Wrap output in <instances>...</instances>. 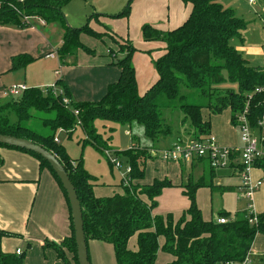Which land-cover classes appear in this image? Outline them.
<instances>
[{"label": "trees", "instance_id": "obj_1", "mask_svg": "<svg viewBox=\"0 0 264 264\" xmlns=\"http://www.w3.org/2000/svg\"><path fill=\"white\" fill-rule=\"evenodd\" d=\"M71 1L25 0V4L19 6V0H0V26L26 28V20L30 18H37L46 25L59 24L64 34L62 45L56 51L57 57L62 65L68 57L72 59L71 65H75L78 51L93 54L81 44V35L100 41L104 36H111L107 26L102 25L103 31L98 32L90 24L103 18L127 19L134 0H128L117 15L92 14L80 28L66 24L63 8ZM181 2L189 5L191 11L176 29L161 32L148 25L141 28L144 42L164 43L163 54L154 61L157 79L142 95L137 91L131 63L138 50L131 42L124 41L123 57L117 58V54L110 51L111 65L119 70V78L107 88L100 101L74 103L67 87L57 80L54 87H61L62 91L56 95L51 88L46 92L30 88L20 97L0 106V135L29 141L56 157L79 201L86 243L97 241L111 245L115 264H155L159 238L164 240L161 251L173 258L169 264H246L255 236L264 235V214H258L256 225L248 223L246 211L236 213L233 220L227 219V214L218 215L217 219L228 220L222 225L202 219L195 202L197 190L207 188L211 193L233 191L230 187L213 184L215 171L206 162L198 164L205 172L196 183L187 182L179 186L188 201V208L174 222L171 214H153L157 199L164 189L173 187L171 183L154 180L147 186L138 185L144 180L145 166L151 159L147 149H134V144L129 150L118 153L131 168L127 184L124 185L122 180L120 185L123 193L96 198L93 195L94 178L84 170L82 158L71 160L65 148L55 142L59 132L70 137L78 127L84 134L82 146L89 145L103 155L106 141L96 132L93 123L96 119H104L119 124L136 123L142 127L144 137L154 144L172 134L171 128L161 119V111L174 109L183 114L182 122H188L193 129L192 140L211 135V117L225 111H229L230 125L234 128L237 127V117L246 111L244 117L249 127L264 136V67L250 66L231 45L233 39L243 41L242 34L247 24L237 17L234 10L225 9L217 0ZM117 46L121 51V43ZM33 62L30 56L15 57L11 60L12 70L25 68ZM226 83L235 85L236 89L219 88ZM182 89L195 94L199 102H189V96L184 95ZM203 111L208 112L209 118H203ZM11 116L15 122H11ZM0 149L26 154L39 163L41 170L50 173L68 207L70 236L59 244L46 241L42 248L53 250L64 264H78L70 205L56 174L45 160L31 152L3 145ZM107 163L110 166L108 160ZM2 165L0 156V168ZM196 166L190 165V170ZM254 167L264 172V160L257 161ZM180 170L184 174L183 166ZM134 235L137 237V250L131 252L127 243ZM8 237L13 236L0 231V264H24L31 247L27 245L20 255L5 253L1 243ZM67 253L71 255L70 260Z\"/></svg>", "mask_w": 264, "mask_h": 264}, {"label": "crops", "instance_id": "obj_2", "mask_svg": "<svg viewBox=\"0 0 264 264\" xmlns=\"http://www.w3.org/2000/svg\"><path fill=\"white\" fill-rule=\"evenodd\" d=\"M127 1L83 0L84 6L88 8V11L80 18L74 19L68 11H65L64 15L71 28H80L92 14L108 17L117 15L122 11ZM217 2L225 6L222 0H217ZM248 4L251 6L257 4L259 6L258 2L254 4L248 2ZM67 6L65 7L67 8ZM256 10L261 11L259 7ZM190 11L191 7L185 5L181 0H134L127 19L103 18L100 21L98 20L99 22L91 23L90 25L98 32L103 31L102 25L108 27L107 29L111 36L102 37L104 41L108 42V45L112 44L117 49V43L129 41L138 50L133 55L131 63L135 70L137 91L139 95H142L157 79L154 61L163 54L164 43H146L141 37L139 39L141 28L148 23V26L161 32L174 30L186 20ZM26 22L28 25L26 28L0 26V106L13 99L6 95V91L12 86L45 90L54 87L55 82L60 80L67 87L72 102L96 103L105 95L107 88L117 82L119 70L111 65L110 51L114 53L111 49L97 52L91 48L95 51H93V54L78 51L75 65H71L72 59L69 57L64 60L65 65H62L56 53L63 42L64 31L62 27L59 24L46 25L37 18H30ZM134 22L136 23L133 24ZM109 23L113 24V29L109 28ZM132 34L135 41L131 38ZM87 38L82 35L80 41L84 44L85 41L87 42ZM90 38L96 42L100 41ZM235 49L237 50V48ZM24 55L33 58L34 62L25 68L12 70L11 60ZM262 58L263 63L254 67H264V55ZM146 59L151 60L148 62ZM55 88H58V90H55ZM54 90L59 93L61 87H54ZM205 112L207 113V111ZM225 113L228 115V131L232 132L235 128L230 125V113L229 111H225ZM203 118L207 119L205 115H203ZM62 134L66 135L65 132H59L57 135L59 144H61L59 136ZM211 137L221 147H239L238 141L228 136L226 132L217 130L213 133L212 126ZM191 140V133H185L180 134L173 143H167V146L161 144L154 146L150 143L151 147H143L148 150H162L171 148L175 144H187ZM61 146L63 145L61 144ZM0 156L3 160V165L0 168V231L7 232L13 236L3 238L1 243L3 252L15 253L20 250L22 253L25 247L29 245L31 248L27 251L24 264H64L57 259L53 250L42 248L46 241L59 244L70 236L68 207L59 187L50 173L46 170H41L39 163L32 157L7 149H0ZM69 158L76 160L70 156ZM182 166L150 159L145 166L144 180L138 183L141 186L150 185L154 180H167L171 183L173 187L164 189L157 199V208L163 198H170L171 203H174L181 212L178 217L172 215L174 222L188 208V201L183 196L182 189L179 188L187 181L181 174L180 167ZM183 167L190 169V166ZM197 167L202 169L201 165ZM197 167L193 171L190 170L187 176H191L197 170ZM147 168L151 170L152 176L146 177ZM223 177V175H216V178ZM252 177L254 180L261 179L264 182L263 171L255 170L252 173ZM146 179L152 180L149 182ZM229 187L232 188L231 186ZM94 188V197L101 198L100 196H95L96 189ZM200 190H197L195 194V202L201 212L202 207L199 199L205 193H200ZM209 192L213 194L210 190ZM122 193L121 189L120 193H114V195H122ZM143 200L146 201L145 199ZM253 204L257 214H264V183L254 194ZM157 208L153 214L157 216L164 215L162 213L166 208L162 207L161 213L157 211ZM201 216L204 221H216L217 219L209 218L206 213L204 215L201 213ZM158 243L162 247L164 244L163 238H159ZM127 248L131 252L137 250L136 235L129 239ZM87 252L89 264H115L114 251L111 245L89 241L87 243ZM66 255L67 259L70 260L71 255L68 253ZM166 255L169 259L162 264H169L173 261L170 255ZM246 264H264V235L258 234L255 236L246 258Z\"/></svg>", "mask_w": 264, "mask_h": 264}, {"label": "rangeland", "instance_id": "obj_3", "mask_svg": "<svg viewBox=\"0 0 264 264\" xmlns=\"http://www.w3.org/2000/svg\"><path fill=\"white\" fill-rule=\"evenodd\" d=\"M225 6V9H232L236 11V15L238 18H241L245 24H247V28L242 34L243 41L238 42L237 39H233L231 45L234 48H237V51L240 52L242 58L249 62L250 66H258L263 63L262 58V49L264 48V2L257 0L259 6L257 4L255 6H251L248 4L247 0H222ZM19 6L25 4V0H19ZM67 6V5H66ZM259 7L261 11H257L256 8ZM65 11L70 12V16L74 19L80 18L84 13L88 11V8L84 6L83 0H73L69 3L67 8H63V14ZM259 13V15H258ZM65 16V15H64ZM67 26H69L67 19L65 18ZM137 21V20H136ZM134 22L133 24H135ZM148 24V23H147ZM146 24V25H147ZM109 28L113 29V24H108ZM70 27V26H69ZM132 29V28H131ZM132 32V30H131ZM87 42L81 44L87 49L97 52L106 51L111 49L115 54H117V58H121L124 55L125 42H121V51L117 50L112 44L108 45L107 41H98L96 42L94 39H91L89 36ZM133 34L131 38L133 39ZM82 37V35L80 36ZM141 34L139 35V39ZM134 40V39H133ZM84 41V40H83ZM135 41V40H134ZM95 46V48H94ZM94 50H92V49ZM95 52V51H94ZM153 59V58H152ZM151 60V59H149ZM148 59L146 61L150 62ZM225 76V74H224ZM50 87V86H49ZM220 89H236L235 85H231L226 83L225 85H221ZM55 90H58V88ZM181 92L184 95H187L189 102L197 103L198 98L195 94H189L184 92L182 89ZM207 118L208 115L205 111L202 112ZM228 113V112H227ZM227 113H222L221 115L211 117V126L212 132H216L217 130L220 132H226L228 136L232 137L234 140L238 141L239 146L240 143V131L235 128L232 132L228 130V115ZM11 122H15V118L11 116ZM161 119L164 121L167 126L171 128L172 134L166 138L161 139L159 142L154 143L152 145L156 146L157 144L167 146V143H173L174 140H177L180 134H192L193 129H191L190 124L188 122L183 123V114L178 110H162L161 111ZM96 132L102 136L103 140L106 141V149L104 151L111 152V154H115L116 157H119L118 153L125 152L129 150L134 144V149L143 150L146 149L143 146L151 147L149 140L144 137L143 129L140 125L136 123L132 124H119L116 122H112L104 119H96L93 123ZM84 139V135L80 128L73 131L72 135L68 137L65 134L59 136V141L66 149L67 154L72 159L82 158L83 168L84 170L90 174L95 181L93 184H96L95 196L101 198H107L109 196L114 195V193L121 192V182H122V173H124L126 168V161L124 158H120L123 162V167L120 171L114 168L112 165H108L107 159L102 154L98 153L93 147L86 145L82 146L81 141ZM173 145V144H172ZM148 150V149H147ZM150 161V160H149ZM148 161V162H149ZM147 176H152L151 170L147 168ZM189 168H184L183 177H185V181L196 183V181L200 178L201 175L205 171L197 167L191 176H187ZM190 173V172H189ZM217 176L223 175V178H216ZM235 171H225V172H216L215 179L213 184L215 186L221 187H229L233 188L231 192L225 193H213L210 194L208 189H201L199 192L205 193V195L199 199L202 211L201 213L204 215L206 213L207 216L216 219L218 215L227 214V219H235V214L240 212L241 210L246 209L247 201L243 198H240V193L238 192V186L240 181L237 177H235ZM152 179H146V181L151 182ZM185 184V183H183ZM104 193V194H102ZM166 208L162 213L166 216L168 214L173 215L174 217L180 216V209L176 208L174 203H171L170 198H163L160 205L158 204L157 211L160 212L161 208ZM171 208V209H170ZM161 213V212H160ZM166 213V214H165ZM211 214V215H210ZM172 216V218H173ZM134 237V236H133ZM26 248V247H25ZM25 250V249H24ZM169 257L161 251V247L159 248L156 264H162Z\"/></svg>", "mask_w": 264, "mask_h": 264}, {"label": "built area", "instance_id": "obj_4", "mask_svg": "<svg viewBox=\"0 0 264 264\" xmlns=\"http://www.w3.org/2000/svg\"><path fill=\"white\" fill-rule=\"evenodd\" d=\"M250 4H254L257 0H248ZM264 55V48L262 49ZM54 95V87L51 88ZM26 90L24 86H12L6 91V95L11 98H18ZM46 92V89L43 90ZM66 102V101H65ZM246 111L244 112V114ZM244 114L237 117V129L240 131L239 147L225 148L219 146L211 135L201 138L200 140H191L187 144H175L171 148L162 150H148V155L151 159H157L162 162L180 164L183 166L197 165L200 162H206L208 166L214 171H235L240 181L238 192L240 198L247 201L246 211L248 216V223L256 225L257 212L255 211L253 198L254 194L263 186V180H254L252 173L255 171V163L264 160V136L252 129L247 124ZM74 115L78 113L75 111ZM79 126L80 123L77 122ZM58 140L55 139V142ZM105 158L110 165L118 171L124 166L122 160L116 157L111 152L104 151ZM124 173H122L123 184L128 182L129 174L131 173L130 166L126 163ZM196 166V167H197ZM216 222L220 225L228 222L227 219L218 218ZM16 255H20L21 251L17 250Z\"/></svg>", "mask_w": 264, "mask_h": 264}, {"label": "water", "instance_id": "obj_5", "mask_svg": "<svg viewBox=\"0 0 264 264\" xmlns=\"http://www.w3.org/2000/svg\"><path fill=\"white\" fill-rule=\"evenodd\" d=\"M0 145L22 149L27 152H31L43 160H45L52 171L56 174L63 189L66 192L67 199L69 201L72 224L74 230V242L76 246V256L78 264H89L87 243L83 232L82 214L80 204L77 199L73 186L71 185L69 178L63 169L62 165L56 159V157L46 151L45 149L23 139H17L14 137L0 135Z\"/></svg>", "mask_w": 264, "mask_h": 264}]
</instances>
